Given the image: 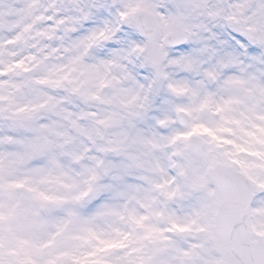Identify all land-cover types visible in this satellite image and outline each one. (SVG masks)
<instances>
[{"label": "snow or ice", "instance_id": "6c2138e0", "mask_svg": "<svg viewBox=\"0 0 264 264\" xmlns=\"http://www.w3.org/2000/svg\"><path fill=\"white\" fill-rule=\"evenodd\" d=\"M0 264H264V0H0Z\"/></svg>", "mask_w": 264, "mask_h": 264}]
</instances>
